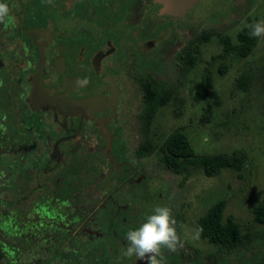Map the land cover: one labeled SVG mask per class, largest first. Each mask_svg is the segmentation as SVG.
<instances>
[{
  "label": "flooded vegetation",
  "instance_id": "obj_1",
  "mask_svg": "<svg viewBox=\"0 0 264 264\" xmlns=\"http://www.w3.org/2000/svg\"><path fill=\"white\" fill-rule=\"evenodd\" d=\"M0 2L12 10V22L0 24V156L18 162L13 182L10 166L0 172V200L28 207L22 226L38 238L48 236L36 237V249L64 246L75 233L84 236V247L96 238L116 257L115 245L126 250L127 232L151 203L143 184L157 173L146 150L152 149L145 132L151 120L143 117L153 82L137 73L167 56L174 39L158 19L168 14L154 0ZM164 139L157 147L162 156ZM67 179L72 190L57 187L69 185ZM128 182L142 185L148 195L143 204L126 190ZM10 185L17 190L9 192ZM129 259L148 264L147 258Z\"/></svg>",
  "mask_w": 264,
  "mask_h": 264
},
{
  "label": "rangeland",
  "instance_id": "obj_2",
  "mask_svg": "<svg viewBox=\"0 0 264 264\" xmlns=\"http://www.w3.org/2000/svg\"><path fill=\"white\" fill-rule=\"evenodd\" d=\"M258 21H264V0H198L181 18L167 15L158 19L160 24H166L174 40L170 41L172 45L165 58L145 72L137 73L149 74L165 101L153 116L149 110L143 117L144 121L151 120L146 129L142 126L150 140L153 138L152 149L148 150L146 145V150L151 153L150 164L157 174L142 183L151 193L148 197L151 203L148 208L146 204L141 207V222L131 229L144 222L155 206L171 208L183 246L172 252L179 256L177 261L173 262L167 254L164 264H250L264 257V225L256 222L252 213V208L264 201V37H258L257 44L245 57L235 52L223 56L219 42V37L224 35L237 41L240 28ZM179 54H182L181 59ZM223 66L226 70L221 73ZM207 72L211 78L210 90L195 101V84ZM139 102L136 94L135 106L130 105L132 113L139 112ZM132 126L138 131L134 120ZM176 129L186 133L196 155L240 149L246 153V161L240 170L224 168L213 177L187 163L186 174L181 175L164 165L157 148ZM145 132L142 131L143 135ZM17 163L10 155L0 156V172L10 166L9 170L7 168L12 173L10 182L14 181ZM73 172L78 174L79 170ZM44 177H40V182ZM66 182L69 185L59 183L57 187L64 190L67 186L72 190L71 180ZM130 184L125 186L126 190L128 187L136 194L135 201L143 204L148 196L144 188L140 183ZM222 198L226 200L224 218L233 216L243 233L249 235L244 247L228 250L199 236L196 238V221ZM126 199L124 196L119 200ZM138 212L139 208L135 213L138 215ZM84 240V236L71 234L62 240L64 246L37 248L29 255L22 253L18 264H99L92 255L96 261L103 260L104 250L98 247L100 240L93 238L86 247L80 244ZM108 245L106 241L105 248ZM89 246L93 251L88 252ZM115 248L116 263L112 264H135L122 255L120 245L116 244Z\"/></svg>",
  "mask_w": 264,
  "mask_h": 264
},
{
  "label": "trees",
  "instance_id": "obj_3",
  "mask_svg": "<svg viewBox=\"0 0 264 264\" xmlns=\"http://www.w3.org/2000/svg\"><path fill=\"white\" fill-rule=\"evenodd\" d=\"M251 28L243 26L237 33V41H233L229 35L219 37V42L222 44L224 53L229 54L235 52L239 57L248 55L253 47L257 44L258 37H251L249 32ZM221 55V56H222ZM226 67L220 69L224 73ZM210 73L207 72L201 78L194 88L193 98L195 101L201 100L210 90ZM245 84V81L242 82ZM146 107L150 108L153 116L160 107L164 104L163 93L160 88L153 82L149 88ZM163 156L161 161L170 169L180 173L186 174L187 163L198 166L203 173L208 177H213L220 173L224 168H231L240 170L246 161V153L240 149H234L226 153L201 154L196 155L186 133L182 130L176 129L171 131L163 142ZM0 185V192H2ZM9 192L17 190L16 185H10ZM226 200L224 198L215 201L207 211L196 221V230L199 237L205 239L211 244L217 245L228 250L246 246V237L248 234L243 233L241 225L233 216L228 215L224 218V209ZM28 207L24 206L20 209V202L18 200H0V264H18L19 256L22 253L31 254L36 248L37 239H48L47 230L41 229L44 236L39 238L34 233V230L28 231L23 225V220ZM254 219L259 224L264 225V201L259 202L252 208ZM37 237V239H36ZM93 247H88V252L93 251ZM112 251L114 248L106 249L102 257V261H96L95 255H92L95 263L112 264L116 263V257ZM29 259H32L29 257ZM134 262V260H132ZM250 264H264V257L254 263Z\"/></svg>",
  "mask_w": 264,
  "mask_h": 264
},
{
  "label": "clouds",
  "instance_id": "obj_4",
  "mask_svg": "<svg viewBox=\"0 0 264 264\" xmlns=\"http://www.w3.org/2000/svg\"><path fill=\"white\" fill-rule=\"evenodd\" d=\"M51 3V0H48ZM11 8L7 3L0 2V24L12 22ZM251 28V37H264V21L255 22ZM177 221L171 208L157 205L144 222L130 229L126 238L128 246L122 255L128 258L148 259V264H164V250L175 252L183 243L177 232ZM197 233L196 238H198Z\"/></svg>",
  "mask_w": 264,
  "mask_h": 264
},
{
  "label": "water",
  "instance_id": "obj_5",
  "mask_svg": "<svg viewBox=\"0 0 264 264\" xmlns=\"http://www.w3.org/2000/svg\"><path fill=\"white\" fill-rule=\"evenodd\" d=\"M198 0H154L159 3L160 12L163 14L183 17Z\"/></svg>",
  "mask_w": 264,
  "mask_h": 264
}]
</instances>
